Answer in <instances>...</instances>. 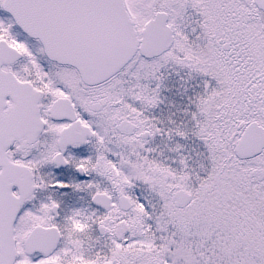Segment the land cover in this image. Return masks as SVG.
I'll list each match as a JSON object with an SVG mask.
<instances>
[{"label":"snow or ice","instance_id":"obj_1","mask_svg":"<svg viewBox=\"0 0 264 264\" xmlns=\"http://www.w3.org/2000/svg\"><path fill=\"white\" fill-rule=\"evenodd\" d=\"M0 264H264V0H0Z\"/></svg>","mask_w":264,"mask_h":264}]
</instances>
